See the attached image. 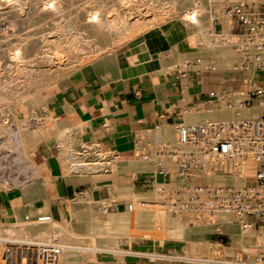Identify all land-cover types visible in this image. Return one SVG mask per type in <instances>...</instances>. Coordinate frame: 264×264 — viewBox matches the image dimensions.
I'll return each mask as SVG.
<instances>
[{"label": "bare ground", "instance_id": "bare-ground-1", "mask_svg": "<svg viewBox=\"0 0 264 264\" xmlns=\"http://www.w3.org/2000/svg\"><path fill=\"white\" fill-rule=\"evenodd\" d=\"M226 3L227 0H0V160L8 158L15 170L28 171L24 181L13 179L8 182L0 178V197L16 190L19 203L11 211L13 221L0 222V254L2 244L7 241L62 246L80 243L83 246L77 248H84V251L75 249L71 252L61 247L56 264H98L86 260V254L105 253L107 249L101 248L102 242L106 238L116 241L119 237L86 234L85 224L90 214L106 219L109 213H123L118 204L125 196L115 190L116 169L148 170L152 159H147L146 163L137 158L116 161L112 159L113 154L101 153L97 145H85L79 127H70L65 122L56 124L57 135L53 140L61 147L63 154H60L66 157L63 161L65 182L74 187L91 177L107 178L112 182L106 185L107 197H99L98 191L102 188L92 186L70 197L66 213L55 217L51 212H45L41 215H47L48 220H39V215L31 211L34 201L30 198L43 196L48 176L30 162L28 154L39 141L37 131L52 123L48 103L53 98L48 99L46 93L52 90L55 96L67 91L71 86L70 77L85 69H89L101 85L116 82L121 77L115 50L125 43H136L149 50L150 60L159 66L157 72L149 74L150 77L165 75L184 59L199 63L238 60L242 55L237 49L215 47L211 41L219 36L213 25L215 21L222 24V31L228 28V21L222 14ZM151 34H156L154 47L141 40ZM186 37L191 47H186ZM253 79L254 75L243 89L252 88ZM182 100L185 109L180 113L189 112L190 103L184 94ZM19 107L25 108L26 115L17 113ZM206 109L211 115L208 121L225 122L258 117L253 115L259 113L260 107L247 108L245 116L241 114L242 107L226 109L218 101ZM69 110L65 108V111ZM220 178L225 179L226 187L233 188L240 187L238 182L243 181L230 174ZM177 179L179 187L188 184L182 176L177 175ZM208 185L212 183L208 182ZM133 207L128 205L129 210ZM0 213L4 211L0 210ZM216 227L218 224H206L188 238H194L193 256L221 264H253L252 253L243 250L245 234L238 226L230 231L227 246L208 243L201 238L203 232L210 233ZM256 245L258 249H264V241L259 238ZM85 248L93 250L85 251ZM229 254L233 261L225 259ZM237 256H247L250 262L238 261Z\"/></svg>", "mask_w": 264, "mask_h": 264}, {"label": "crops", "instance_id": "crops-1", "mask_svg": "<svg viewBox=\"0 0 264 264\" xmlns=\"http://www.w3.org/2000/svg\"><path fill=\"white\" fill-rule=\"evenodd\" d=\"M223 35L229 37L230 32L225 30ZM155 36L156 34H151L141 40L146 45L154 47ZM219 39V37L211 39L215 47L225 46L234 49ZM184 43L186 47H191L188 37L185 38ZM179 51L183 52V49L180 48ZM164 55L167 57L166 53ZM115 56L121 77L119 80L110 85H101L94 74L89 69H85L71 76L70 88L55 94L52 102L48 103L52 123L37 131L39 141L28 154L30 162L48 176L43 187V196L33 202L31 210L33 213L41 215L51 212L57 217L58 214H64L69 210V199L74 193H82L84 190L91 189L92 186H98L102 188L98 191L99 197L105 198L108 196L106 185L112 182L107 178L97 179L96 177L85 178L82 185L75 187L65 182L63 174L66 165L63 161L66 157L61 155L63 154L61 147L53 140L57 135L56 124L65 122L70 127H79L80 138L85 145L95 144L101 153L117 155L118 158L114 160L128 161L134 159L132 156L133 131L149 130L147 133L154 139L172 143L177 139L178 125L198 124L211 119L210 112L205 106L207 91L203 90L202 84L197 83L194 77L188 76L185 81L178 83L173 77L176 67L165 75L150 77L149 74L157 72L159 66L150 60L149 50L143 49L136 43L121 45L115 50ZM48 92L46 96L51 99ZM183 94L190 103V111L186 113H180V110L185 109ZM217 101L226 109L237 108H228L221 101ZM255 106L260 109L259 113H254L253 116H259L262 111L261 105L242 107L241 114L247 115V108ZM66 107L70 110L65 111ZM16 111L20 116L26 115L23 107L17 108ZM137 159L141 163L148 162L147 159ZM149 162L151 164L148 170L135 172L116 169L115 190L125 196V199L118 204V207L123 209V213H109L106 219L91 213L85 224L86 234L93 237H119L111 247L106 248L107 251L102 253L104 255L115 254L122 257L124 254L138 253L147 257L146 264L219 263L193 256L194 238L193 240L188 238L196 234L197 228L206 224H218L212 232H203L201 238L208 243L218 242L212 240V236L219 231L227 235L228 242L218 243L227 246L230 243V231L236 225L223 218L218 223L213 220L195 226L180 225L177 221L171 220L166 209L156 201L154 186L157 181L165 180H172L178 186L177 175H161L155 169L154 159ZM55 171L58 172L55 173ZM221 175L223 174H215V178L211 175L203 176V182L226 187V181L220 178ZM238 185L242 187L245 182L239 181ZM81 188L84 189L80 191ZM10 193L13 191L5 192L0 197V210L4 211L0 213V222L7 219L13 221L11 211L19 205L17 191L14 190L16 195H9ZM130 204L134 206L131 210L128 208ZM219 224L223 227L220 228ZM95 225H102L101 227L106 229V234L89 232L88 228ZM128 227L132 228L126 235ZM120 242L123 245L122 249L119 247ZM59 246L68 248L71 252L80 249L76 245ZM89 249L92 248H85V251ZM80 250L84 251V248ZM232 258L231 254L225 257L228 260ZM120 262L119 264H141L135 258H125ZM103 264H113V262L104 261Z\"/></svg>", "mask_w": 264, "mask_h": 264}, {"label": "built area", "instance_id": "built-area-1", "mask_svg": "<svg viewBox=\"0 0 264 264\" xmlns=\"http://www.w3.org/2000/svg\"><path fill=\"white\" fill-rule=\"evenodd\" d=\"M222 14L230 36L225 37L222 24L215 21L219 40L242 57L221 63L184 59L173 77L180 83L192 76L206 85V107L219 100L228 108L261 105L262 113L253 119L178 125L172 143L154 139L149 130L133 131L132 156L154 159L161 175L188 181L181 187L172 180L155 183L156 201L171 220L185 226L229 220L245 234L253 264H264V249L256 245L257 238L264 241V0H227ZM209 74L216 79L207 80ZM253 75V87L243 89ZM215 174L236 175L245 185L233 188L203 182V176ZM38 219L46 221L48 216ZM216 235L227 237L219 231ZM60 253L61 247L54 243L7 241L2 244L0 264H56Z\"/></svg>", "mask_w": 264, "mask_h": 264}, {"label": "rangeland", "instance_id": "rangeland-1", "mask_svg": "<svg viewBox=\"0 0 264 264\" xmlns=\"http://www.w3.org/2000/svg\"><path fill=\"white\" fill-rule=\"evenodd\" d=\"M226 31L228 32V28L226 29ZM142 47V46H141ZM143 48V47H142ZM77 75V74H75ZM214 80L216 79V76L215 75H211L209 74L208 77H207V80ZM204 79V78H203ZM203 90L204 91H207V87L206 85H201ZM49 95L51 100L52 98L54 97V92L52 90H50L49 92ZM262 113V111H261ZM260 113V114H261ZM0 163L2 165V169H0V178L1 179H7L8 182H11L13 179H16V180H19L20 181H24L27 179V175H28V171L27 170H24L23 172H19L18 170H15V168L12 166V163L9 161L8 158L4 159V158H1L0 160ZM27 171V172H26ZM84 188H81V190H83ZM83 192V191H82ZM81 193V192H79ZM9 195H16V193H10ZM38 198V196H31L30 198V201H35L36 199ZM132 227H128V231L125 233L126 235L130 232ZM89 232L92 231V233H95V234H104L106 233V229L104 227H101V226H93L91 228H88ZM221 239V241H220ZM212 240H215V241H218L220 243H227L228 242V237H224V236H219V235H216V233L212 236ZM244 240V243H243V250L245 252H251V248H248L247 247V244L249 242H246L245 240L246 239H243ZM115 241H111V240H106L102 242V245H101V248H108V247H111V245L114 243ZM76 246H83L82 244L80 243H74ZM175 244V243H174ZM173 245V244H172ZM119 247L120 249L123 248V245L122 243L120 242L119 243ZM247 257V256H246ZM246 257H239L238 256L236 257L238 261H244V262H250L249 260L246 259ZM125 258H135L136 260L140 261L141 264H146L147 262V257L144 256V255H141V254H124L122 257L119 256V255H115V254H102V253H91V252H88L85 256V259L88 260V261H94L98 264H103L104 261H112L113 264H119V262ZM248 258V257H247ZM244 259V260H243ZM246 259V260H245ZM227 261H233L234 259H231V260H228L226 259ZM210 264H216V263H210Z\"/></svg>", "mask_w": 264, "mask_h": 264}]
</instances>
